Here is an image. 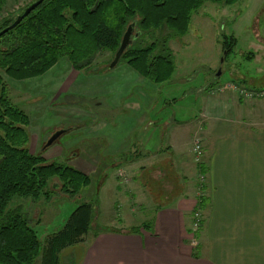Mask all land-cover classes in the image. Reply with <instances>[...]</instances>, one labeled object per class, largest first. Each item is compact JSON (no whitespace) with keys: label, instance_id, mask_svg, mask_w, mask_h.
<instances>
[{"label":"crops","instance_id":"crops-1","mask_svg":"<svg viewBox=\"0 0 264 264\" xmlns=\"http://www.w3.org/2000/svg\"><path fill=\"white\" fill-rule=\"evenodd\" d=\"M11 1L0 0V12ZM241 1L244 8L229 18L228 36L235 38V47L246 42L241 52L249 61L230 62V78L219 83L222 66L219 77H208L195 89L199 109L193 118L168 113L179 97L126 62V75L100 68L101 75L84 80L94 89L72 84L81 72L67 59H62L66 71L57 68L61 60L48 71H53L50 77L38 81L55 98L63 93L101 98L99 124L85 128L84 137L99 140V155L96 144L87 145L91 161L118 165L116 173L96 174L98 182L90 177L102 195V225L94 219L81 242V257L70 252L61 257L62 264H70L69 259L74 264H264V99L246 100L226 87L235 82L264 88V0ZM62 73L68 74L66 86H60ZM76 108L65 104L51 107V113L66 118L64 111L79 113ZM74 116L72 123L80 121ZM197 140L201 157L194 151ZM81 154L74 153V160L87 162ZM120 171L125 180L117 176ZM156 182L167 194L156 195ZM196 210L202 223L193 234Z\"/></svg>","mask_w":264,"mask_h":264},{"label":"trees","instance_id":"trees-1","mask_svg":"<svg viewBox=\"0 0 264 264\" xmlns=\"http://www.w3.org/2000/svg\"><path fill=\"white\" fill-rule=\"evenodd\" d=\"M34 1L2 22L0 31ZM207 1L230 6L238 0H44L0 36V69L8 77L24 81L44 75L67 59L81 71L101 51L111 52L114 58L132 24L139 35H133L134 42L120 61L150 81L163 83L175 72L170 40L188 32L192 15ZM147 36L148 40L142 39ZM235 43L233 36L223 38L224 60ZM10 94L0 72V264H35L39 257L40 264H62L61 252L83 242L91 229L93 203L79 204L62 229L43 244L22 202L39 203L54 197L56 180L62 192L74 196L91 179L81 170L31 152L30 116ZM17 200L22 201L13 206ZM69 261L74 264L73 259Z\"/></svg>","mask_w":264,"mask_h":264},{"label":"rangeland","instance_id":"rangeland-1","mask_svg":"<svg viewBox=\"0 0 264 264\" xmlns=\"http://www.w3.org/2000/svg\"><path fill=\"white\" fill-rule=\"evenodd\" d=\"M30 1L32 0H12L11 3H8L6 11L0 12V24L14 17ZM224 7L225 6L219 3H213L211 1L205 2L203 6H200L192 15L188 32L182 37L171 39L169 42V46L173 52L175 72L169 81L158 83L157 86H159L162 91H166L165 87L168 86L167 92L175 93V96L179 97L167 110L168 113H173V111H175L178 119L195 117V111H198L199 103L196 102L197 96L194 91L197 87L206 83V78H213L223 66L224 72L220 77L219 83L225 82L230 78L228 70L230 62L244 65L249 61L241 52L246 49V42L244 40L239 41L233 52L226 57L225 62L221 61V59L224 58V51L222 48L223 38L225 36L228 37L232 21L229 20V18H232L236 12L244 8L242 1L238 0L236 4L227 6L226 10L229 14L225 15L223 13ZM134 34L135 30L133 32V35ZM142 39L148 40L149 37L147 36ZM112 60L113 55L111 52H99L91 66L82 69L80 71L81 73L76 75L73 79L72 84L76 82L74 86L78 84L91 86L90 83L84 80H93L92 77L101 75L102 73L96 71L97 69L100 70V68H103L106 72H111V74H117L119 76L126 75V67L122 65L125 64V62L119 61L115 67L110 68L109 65ZM64 62L65 61L62 60L57 68L63 69ZM63 71H66V67H64ZM0 72L5 77L12 100L30 116L31 123L28 126L30 141L28 147L31 152H41L49 161H56L81 170L89 177H92L94 182L100 180L98 178L94 179L95 175L101 173L102 176L105 170L116 173L118 165L112 166V163H104L102 166L98 158L97 164H95L96 158L95 161H91L93 155H91L87 145L96 144V152L97 155H99V140L93 141L92 138L85 139L84 137L86 135L85 128L99 124L100 110L98 108L100 107L96 105V103L102 101L99 96L93 98L78 93H63L55 98V95L50 93V89L41 87L37 84L38 81L50 77L53 71L27 81L28 84H31L29 90H27L28 84H21L19 81L6 76L1 69ZM61 75L60 86L68 85V74L62 73ZM95 86L94 84V86L92 85L91 87L94 89ZM227 86L226 84V87ZM24 89L26 91H24ZM37 91L42 94H37ZM183 93H186L184 99L182 96ZM240 97L243 98L242 96ZM65 104L78 107L76 110H78L80 114L76 112L70 114L68 110H65L66 118L62 115H60L59 118L52 115L51 107H63ZM73 115H75L74 118L80 119L81 122L78 121L79 124H74L78 122L72 123L71 116ZM92 116V119H83ZM59 120H61V122ZM61 129H65L64 133L55 139L51 145L46 146L54 132ZM96 135L99 137L98 132ZM80 151L82 152L81 155H83L80 157L83 158V160L86 158L87 162L80 163L74 160L73 154H78ZM117 176L122 177L123 180L126 179L124 171H120ZM203 178L204 176L200 177L201 184H204ZM55 182L54 191L56 194L54 197L47 201H42L43 203H34L29 200L28 202L27 200H23L22 202L24 209L27 211L29 222L36 230L43 244L49 235L62 229L71 213L82 202L93 203L95 207L94 224L96 226L102 225V195L99 192L98 185H96L97 183L89 184L81 188V193L71 196L61 191L60 181L56 180ZM120 184L123 186L127 183L122 182ZM154 186L160 190L156 195L160 197L164 196L165 191L163 190V184L156 182ZM165 194H167V191ZM21 201L22 200H17L12 205L16 206ZM83 249L84 246H82V243H78L77 245L64 249L61 253V257L63 258L70 252H76L80 258ZM40 260L41 258L39 257L35 264H40Z\"/></svg>","mask_w":264,"mask_h":264},{"label":"water","instance_id":"water-1","mask_svg":"<svg viewBox=\"0 0 264 264\" xmlns=\"http://www.w3.org/2000/svg\"><path fill=\"white\" fill-rule=\"evenodd\" d=\"M44 0H36L34 1L32 4H30L29 6H27L24 11L22 13H20L16 20L10 24L9 26H7L6 28L2 29L0 31V36H2L3 34H5L7 31H9L10 29H13L14 27H16L31 11H33L38 5H40ZM133 32H134V25H129L127 30L125 31L122 41L120 43V46L118 48V50L116 51L113 60L111 61L109 67L113 68L115 67L123 53L125 52V50L132 44L133 42ZM139 35V34H135V37ZM221 61H224V58L221 59ZM222 73V69H219L218 72L216 73V76H220ZM65 129H61V130H57L51 137V139L49 140L47 146L51 145L55 139H57L59 136H61L64 133Z\"/></svg>","mask_w":264,"mask_h":264},{"label":"built area","instance_id":"built-area-1","mask_svg":"<svg viewBox=\"0 0 264 264\" xmlns=\"http://www.w3.org/2000/svg\"><path fill=\"white\" fill-rule=\"evenodd\" d=\"M227 88H233L237 90L244 99L246 100H255V99H264V88H248L241 84H237L235 82H229L227 84ZM194 151L196 152L198 157L202 156V146L201 141L197 140L194 145ZM193 224H192V231L193 234L199 231L202 223V214L199 210H196L193 215Z\"/></svg>","mask_w":264,"mask_h":264},{"label":"flooded vegetation","instance_id":"flooded-vegetation-1","mask_svg":"<svg viewBox=\"0 0 264 264\" xmlns=\"http://www.w3.org/2000/svg\"><path fill=\"white\" fill-rule=\"evenodd\" d=\"M55 132H56V131H55ZM55 132H54V133H55ZM46 146H47V144H46Z\"/></svg>","mask_w":264,"mask_h":264}]
</instances>
